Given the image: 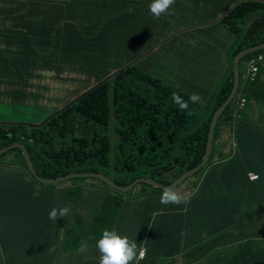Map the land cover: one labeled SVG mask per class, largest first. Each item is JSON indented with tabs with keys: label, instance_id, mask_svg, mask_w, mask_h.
<instances>
[{
	"label": "trees",
	"instance_id": "1",
	"mask_svg": "<svg viewBox=\"0 0 264 264\" xmlns=\"http://www.w3.org/2000/svg\"><path fill=\"white\" fill-rule=\"evenodd\" d=\"M8 1L11 6L7 12L3 11L2 29L8 32L10 38L18 41L19 46L25 48L24 54L16 56L18 63L22 58L24 60L19 65L20 73L10 70L8 82L12 92L15 90L17 97L23 102L16 104L15 100V103H9V108L13 105L20 106V115L15 116V124L9 123L14 121L7 118L0 123V149L15 143L24 145L36 174L45 179L84 172L103 173L118 186H127L140 177H151L162 185L171 184L203 161L214 115L234 86V58L242 50L264 44V7L253 1L240 3L222 20L220 25L227 30V40L238 48L227 58L218 60L213 53L212 38L209 36L212 33L207 26L201 25L206 30L190 26L195 21L187 15L182 19L174 6L171 14L162 15L158 20L151 16L148 9L144 10L142 16L128 17L119 24L81 23L76 20V29L72 24L57 19L55 24L60 26L53 37H45L47 31L51 33L54 25L53 22H48L51 29L39 25L35 32L37 40H34L33 14L23 4L16 7L19 0ZM81 1L79 0L83 3ZM84 3L90 7L94 5L91 0H85ZM249 8H252L250 12ZM257 12L262 18L245 27L244 22L252 16L248 14ZM17 15L20 17L17 18ZM72 18L79 19L66 15L65 20ZM6 22H9V29L5 27ZM79 27H82V33L78 30ZM66 35L69 37H65ZM1 37L5 43L11 42V39ZM124 45L131 46L133 51L127 54L123 51ZM167 47L181 50L174 61L168 58L169 55L162 56L161 51L167 52ZM16 48L18 50L17 46ZM42 49H45L46 55L40 61L39 69L32 62L34 57L40 58L39 51ZM48 51L55 61L61 54L70 55L64 64L66 71H54L53 79L59 86L66 84V81L83 82L82 87L81 84H74L75 89L67 93V103L63 102L59 110L46 107L47 103L54 100L53 96H46V86L36 87L35 82L32 84L33 80L41 79L42 72L51 62ZM34 52L36 55H33ZM261 54H264V50L245 57L243 64H240L241 90L238 95L243 93L249 109L247 104L241 119L234 122L233 108L230 105L220 117L215 130L213 151L219 145L226 148L229 138L234 139L235 147L231 146L229 152L221 151L220 154L214 155L212 152L206 166H211V169L187 207L193 202L202 207L209 206V193L212 189L220 188L223 184L242 185L248 181V173L257 170V164L261 166L258 171L260 187L257 191L264 196V135L256 131L257 128L264 129V125L257 124L252 118V85L246 84L242 89L246 66L252 58ZM157 63L168 64L170 67L174 63H181V67H185L180 69L181 81L178 86L173 84L176 76L171 74L165 79L159 74L160 71L154 69ZM33 70L38 71L37 77L33 76ZM78 92L80 95L74 100L70 98ZM172 93L180 95L185 101L191 94L197 93L203 102L190 104L191 115H188L187 111H180L179 106L173 103ZM41 113L44 114L43 117H40ZM28 114L37 119V122L25 125ZM237 124L239 131H235ZM111 136L116 139L115 145L110 142ZM176 146L179 149L172 160ZM8 154L10 160L6 180L3 177L8 185L7 198L5 182L0 188V233L6 225H14L16 222L24 223L26 232H29L31 224L37 226L25 237L33 241L34 258L40 259L37 264H51L52 257L57 253L52 251L54 245H49V239H52L51 227L49 236L44 240L38 221L50 223V226L54 224L55 229L64 226V231L73 233V239L67 243V247L72 248L73 242L76 243L74 247L79 249L81 240H84L90 253L104 230L111 231L115 228L116 231L117 225L125 226V216L129 213L149 220L158 213V206L163 205L160 203V196L164 191L144 183L138 184L133 190L140 191L139 194L152 191L154 196L151 195L148 202L142 200L134 205L129 201L133 190L117 191L120 194H115L108 190L109 186L104 181L94 177L67 179L52 185L43 184L30 174L19 149L9 150L0 155V159ZM147 166H154L155 172L144 171ZM206 167L196 176L203 174ZM89 179L97 183L87 182ZM63 182L70 184L62 186ZM75 184L79 185L72 187ZM245 193L248 200L253 201L257 197L247 190ZM155 197L158 199V206L153 203ZM228 203L227 200L226 205ZM86 205L98 211L95 214L90 212V217L85 222L89 221L87 228L77 229L75 225L84 219L77 211ZM62 207H70V215L59 217L55 223L50 221L49 211ZM187 207L182 206L179 211L181 213L165 216L180 218L182 212H185L188 219ZM257 207L261 217L256 229L260 231L264 227V201L257 203ZM228 216L229 211L224 206L217 212L219 224ZM109 218L112 219V225L104 222ZM156 218L154 225L158 227V232H153L155 226L153 231H149L147 226L143 227L136 241L138 244L145 242V236L154 245H158V241L163 242L168 225L162 222L161 215ZM213 220L214 216L209 215L208 221ZM207 227L206 223L205 228ZM73 228L77 230L72 231ZM202 228L203 224H199V229ZM179 235L186 239L185 246L189 250H193L199 240H205L202 237L204 234L190 229L188 222L181 227ZM208 242L202 245L206 250L209 249ZM183 243L181 241V244L176 243L166 248L164 253L175 254ZM247 245L253 257L250 264H264V234L257 238L253 247ZM96 250L98 252L97 248ZM142 263L158 264L153 254L147 255Z\"/></svg>",
	"mask_w": 264,
	"mask_h": 264
},
{
	"label": "crops",
	"instance_id": "2",
	"mask_svg": "<svg viewBox=\"0 0 264 264\" xmlns=\"http://www.w3.org/2000/svg\"><path fill=\"white\" fill-rule=\"evenodd\" d=\"M84 1L85 0H82L81 2L83 3H80L79 0H19L18 4H16V7H19L21 4H23L24 8L27 11H31L30 13L33 14L32 35L34 40H37L35 32L38 31V26L41 24L45 25L50 30L51 27L48 22L54 23L53 28L51 29V33L47 31V34L45 35V37L51 38L55 35L58 27L60 26L55 24L57 19H62L63 23L72 24L73 28L76 27V20L81 23L101 22L103 24H119L123 21H126L128 17L135 16L136 18L138 15L142 16L145 12L144 10H146L152 3V0H91L94 5L93 7H90V5L85 4ZM250 1H253L257 5H261L264 7V0H184L183 5H181V11H184L187 16H190L192 20L195 21L191 22L190 26H197L202 30H206V27L201 25L207 26L209 32L212 33L209 36H211L212 38L211 43L213 44V53L218 60L227 58L238 48V46H235L234 43L231 44L227 40V30L225 27L220 25L222 23V20L227 17L233 9L238 7L240 3ZM10 6V1L0 0V98L3 101L2 104H5V106L7 107V109L4 110L3 106L4 112L3 115H0V123H2L5 118L14 120L15 116L17 117L15 110L16 108L20 109V106L13 105L9 108L10 102L15 103V100L16 104H19V102H23L20 98L17 97L18 94L15 90H13L12 92L11 87L9 86L10 81L7 83L8 86L4 87L5 81L9 79L8 74L10 70H12V72H17V74L20 73L19 65L23 64L24 60L22 58L20 63H18L16 56H19V54H24L23 49H25L23 46H19L18 41H16L13 37L10 38V36L7 35V31H4L2 29V18L4 16L3 11L7 12ZM131 6H133L134 8L137 7L136 11H134L133 13L128 12L129 7ZM179 6L180 5L178 3L174 5V8H179ZM82 7L87 9V11L89 12L88 15H83V13L81 12ZM94 7L98 9L95 10L93 9ZM190 8H193L192 14L188 11V9L190 10ZM66 15L78 17L79 19L72 18L65 20ZM19 17L20 15H17V18ZM91 18L93 19V21H90ZM5 27L8 29L10 28L9 22L5 23ZM78 30L80 32L83 31L82 27H79ZM194 31L196 30L194 29ZM26 35L28 36V33H26ZM1 36L5 37L8 40L11 39V42L6 41L9 44L5 43V41L2 40ZM65 37L68 38L69 36L66 35ZM16 46L18 47V50ZM241 53L242 52H239L238 55ZM49 54L51 53L48 51L47 55ZM33 55H36V53L34 52ZM50 61L52 63L49 62L47 64L46 69H44L45 71H66L64 65L57 66L54 59H51ZM32 63L37 65V67L40 69L39 57L36 59L34 57ZM33 69H35L34 66ZM33 72V76L37 77L38 71L33 70ZM63 75H65V73H63ZM260 79L264 82V71L262 72ZM34 82L35 81L33 80L32 84H34ZM251 87L253 90V98H262L261 101L259 100V105L256 106L257 112H253L252 118L257 123H262L260 122V119H264V89H261L259 81L253 84ZM9 160L10 154L0 159V188H2L1 185H3L5 182L4 188L6 191V198L8 197V185L7 181L5 180L7 178ZM3 177L5 178V180H3ZM231 189L232 187H230L228 184H224V189L222 190V192L219 191V189H217L216 191H211L209 193L210 199L208 209L202 207V205L196 202H193L188 207V219L185 215V212H182L180 218L175 216H165L164 214H162V222L168 225V227L166 228L167 236L165 237L163 242L160 243V241H158L159 244L154 245L151 242V239L149 242L148 236H145V242L142 244H138V246L141 248L145 247L147 249L146 256L149 254L155 255L158 264H250L251 261H253V257L247 244H249L250 247L254 246L255 241L258 238V231L256 230L258 223L251 225L250 222H242L233 229L225 231L223 234L216 238H214L216 236V232L209 230V234H206V236L214 239H211L208 242V250L202 247V245L205 243V240L200 242L199 239V242L195 246V248L193 250H189L188 247L185 246L186 239L183 238L182 241L184 242V245L182 246V248L180 246L175 254L166 255L164 253L166 248H169L176 243L181 244V235H179V232L181 230V227H183L186 222H188L189 228L196 232V230L192 226V219L194 214H197L199 212L204 213L211 209L214 220L210 223L214 228H218L220 224L217 217V212H219L225 206V209L229 211V216L226 220L221 221V226L223 228L227 227L230 224V216L233 212L234 204L236 202H240L243 198H246L245 191H231ZM247 191L251 195H256L257 197L260 196L258 191ZM1 198L2 195H0V199ZM260 198L264 201L263 195H261ZM227 200L229 201V203L226 205ZM254 204L256 205L255 202ZM5 209H7V206H5ZM0 210H2L1 206ZM77 212L81 214L85 220H88L90 215L89 208H81ZM131 213L125 216V226L117 225L116 232L118 235L127 236L129 239L137 241L140 237L139 232L143 227L147 226L149 221L143 216ZM209 215L202 217L201 221L207 222L209 219ZM260 217L261 215H259L258 218L260 219ZM38 223L40 225L39 227L42 230V237L44 240L47 239V236H49L48 231L51 227L50 236L52 239H49V245H54L55 248L52 249V251L57 252L52 257L51 264H99L100 253L99 251L96 252V247L94 250L91 249V252L88 253V246L87 251L81 253L79 252V249H76L74 247L76 243L72 242V249L68 252L63 253L62 248L56 249V247L57 245L63 246V241L65 240L68 242L72 241L73 233L67 230L64 231V226H59L57 229H55L54 224L50 226V223H46L43 221H38ZM40 223H43V225H41ZM88 225L89 221L86 224L85 222H81L75 225V227L77 229H79L80 227L83 229L84 227L87 228ZM155 227L158 229L157 226ZM25 228L26 226L24 225V223L18 224V222L14 223V225H6V227L3 228V231H1L0 233V264H37V262H39V258H34L35 247L32 239L30 238L28 240L25 238L26 235L29 234V232L31 233L33 231V228L38 227L31 224L28 229L29 232H26ZM74 228L71 230L76 231L77 229L75 230ZM159 230L161 231V229ZM239 237H241V239ZM245 238H250V240L243 241V239ZM59 239L60 241H58ZM192 251L195 252L192 253ZM138 264L143 263L141 261Z\"/></svg>",
	"mask_w": 264,
	"mask_h": 264
},
{
	"label": "clouds",
	"instance_id": "3",
	"mask_svg": "<svg viewBox=\"0 0 264 264\" xmlns=\"http://www.w3.org/2000/svg\"><path fill=\"white\" fill-rule=\"evenodd\" d=\"M176 4H178L177 0H152V3L148 6V10H149V13L151 14V16L154 19L158 20V19H160V17L162 15L171 14V10L173 9V6ZM255 16L257 17V20H260L262 18V16L259 14L255 15ZM252 19H254V18H252ZM200 44H201V42H200ZM262 45H264V44H262ZM259 46H261V45H259ZM255 47H258V46H255ZM255 47H253V48H255ZM245 50H247V49H245ZM176 51L178 54L181 53V50H176ZM242 51H244V50H242ZM242 51H240V52H242ZM260 51H263V50H260ZM260 51H258V52H260ZM235 58H234V60H235ZM260 58L262 59V61L257 64L258 72H256L254 75L250 74L249 63L251 61H258ZM243 59H241V61L239 62V66H238L239 87L237 88V93L234 96L231 103L227 106V108H228L233 102L236 103V106L233 108V111H232V117L234 118V122L241 119L242 114L246 111L247 104H248L247 100L243 96V93L241 95H238V91L241 90L240 64H243L242 63ZM251 61L246 66V72L244 75V82H243L242 89L245 88L246 84L251 86V85L257 83L258 81H259V84L261 86V89H264V82L260 79V76H261L262 72L264 71V54H261L257 58H252ZM233 64H234V62H233ZM183 68H185V67H181V69H183ZM234 75H235V70H234ZM234 81H235V76H234ZM233 88H234V86H233ZM232 92H233V89L231 91V94H232ZM231 94H230V96H231ZM171 99L175 105L179 106L180 111H187L188 115H191V111H189V105L190 104H198V103L203 102L202 98L197 93L191 94L188 97L187 101H185L180 95H178L176 93H172ZM253 100H254V104L250 105V108H254V112H257L256 106L259 105V102L262 100V98H260V99H259V97H258V99L253 98ZM226 109H225V111H226ZM248 109H249V104H248ZM257 124L264 125V120L262 123H257ZM214 137H215V134H214ZM213 145H214V140H213ZM231 146L235 147V141H234V139L229 138L228 143H227V147L225 148L227 152L230 151ZM178 149H179V146H176V148H174V150H173L174 155L171 158L172 160L175 159L174 157L176 156V154H177L176 152L178 151ZM214 149H215V147H214ZM212 152H213V146H212L211 155H212ZM210 158H211V156H210ZM210 158H209V160H210ZM209 160H208V162H209ZM208 162L200 170L205 168L207 166ZM257 165H259V164H257ZM195 168H193V169H195ZM193 169H191V170H193ZM210 169H211V166L206 167L203 174L196 176V174L200 171V170H198L196 173L192 174L191 176H189L188 178H186L184 180V181H186V183L183 184V182H184L183 181L179 185H177L175 188L167 189L165 191L158 188V187L151 185L148 182H144V181L138 182L133 186V188L130 191H132L140 183H144V184L150 185L154 188H157V189L164 191L163 194L160 196V203L163 205L158 206V204H157L158 199H156V197H155V201L153 202L155 205H157L159 207V211H158V213L154 214V216H152L148 220L149 223L147 224V227L149 228V231L150 230L153 231V226H155L154 221L156 220V216L162 215V214L166 215V214L181 213V212H179V211H181V208H178V207H181V204H182V206L187 207V205L191 202L192 197L197 193L198 189L202 187V185L204 183V182L202 183V180L206 178V174L209 172ZM155 170H156V168L154 166H147V167H145L144 171L154 173ZM191 170H188V171H191ZM188 171H186V172H188ZM258 171H259V169L248 173V181L249 182L248 181L243 182L245 180H242V182H243L242 185H239V184L229 185L228 184L230 187H232L231 191H233V190L257 191L258 188L260 187L258 185V181L260 180V175H259ZM186 172H184V173H186ZM78 173H84V172H78ZM180 177H178L176 180H178ZM86 178H89V177H86ZM140 178H143L144 180H150V179L154 180L151 177H140ZM154 181L159 183L156 180H154ZM174 182H172V183H174ZM159 184L162 185L161 183H159ZM171 184H169V185H171ZM77 185H79V184H75L72 187L77 186ZM169 185H162V186H169ZM122 187H125V186H122ZM217 189H219V191L222 192V190L224 189V184L220 188L217 187L215 189H212L211 191H216ZM133 191H134V193H132L131 195L141 196L143 198V200H145V202H148L149 198L151 199V197H150L151 195L154 196V192H152V191H148L146 194H139L140 191H137V190H133ZM127 192H129V191H127ZM260 196L256 197V199H254L253 201L247 200L246 198H243L240 202H236L234 204L233 212L230 216V224L225 228H223L221 226V224H220V226H218V228H214L209 221H207V222L201 221L202 217L208 216L209 214L213 215V213L211 212V209L209 211L204 212V213L199 212L197 214H194L193 219H192V226L196 231H199V232L203 233L204 235H206V234H209V231L205 232V224L207 223L208 228L210 230L216 232V236L214 237V238H216V237L220 236L221 234H223L225 231L233 229L234 227H236L237 225H239L242 222H250V224L253 225L259 221L258 217H259V215H261V213L258 212V207H257V203H262V201H263L260 198ZM235 200H236V198H235ZM254 202L256 203V205L254 204ZM188 207H187V210H188ZM204 207L208 209L209 206H204ZM185 211H186V209H185ZM67 215H70V207L52 208L48 213V219L50 221H52L53 223H55V221L59 217H64ZM199 224H203L202 229H199ZM153 232L157 233L158 229L155 227ZM258 233H259V231H258ZM182 237H181V241L183 239ZM214 238H211V239H214ZM95 247L98 249V251L100 253L99 264H138L139 262H141L146 257V254H147V249L145 247L144 248L139 247L136 240L129 239L127 236L118 235L114 229L111 231L110 230H104L101 238L96 242ZM87 249H88L87 242L81 241L79 251L81 253H84L87 251Z\"/></svg>",
	"mask_w": 264,
	"mask_h": 264
},
{
	"label": "rangeland",
	"instance_id": "4",
	"mask_svg": "<svg viewBox=\"0 0 264 264\" xmlns=\"http://www.w3.org/2000/svg\"><path fill=\"white\" fill-rule=\"evenodd\" d=\"M65 1H72V0H65ZM184 0H178L177 3H179V8H177L179 14H180V17L183 19V18H186V14L184 13V11L182 12L181 11V5H183V2ZM135 9V10H134ZM137 7L134 8L133 6L129 7L128 9V12L130 13H133L134 11H136ZM148 9V8H147ZM146 9V10H147ZM183 9V8H182ZM184 10V9H183ZM252 10V8H249L248 9V12H250ZM188 11L192 14L193 12V8H190V10L188 9ZM81 12L83 13V15H88L89 12L87 11L86 8H81ZM259 14L258 12L257 13H253V14H248L249 17L244 23H245V27H249L250 25H252V23H254L256 20H257V17L255 15ZM254 18V19H252ZM90 21H93V19L91 18ZM245 30H243L244 32ZM128 44V43H127ZM33 50H36L35 48ZM123 51L126 52L127 54L131 53L133 51V48L131 46H127V45H124L123 47ZM40 53V61L42 59H44L45 57V49H42L39 51ZM161 54L163 57L165 56H168L169 59L173 60L175 59V56H179L177 51L172 49V48H169L167 47V52H162L161 51ZM49 59H53V55L52 54H49L48 56ZM70 58V55L68 54H61L58 56V60L56 61V65H61L63 66L65 64V62ZM155 70L157 71H160V75L163 76V78L166 79V77H170V75L172 74L173 76H176V79L173 81V84L178 86V84L180 83L181 81V72H180V69H181V63H174L173 67H170L168 64H164V63H157L154 67ZM55 73L54 72H50V71H43L42 72V75H41V79H38L37 81H35V86L36 87H40V86H46L45 87V91H46V96L47 97H50V96H53L54 97V100L50 103H47L46 104V107L48 108H54L55 110H59L62 106V103L63 102H66L68 101L67 99V96L68 94L67 93H71L74 89H75V85H80L81 84V87H82V80L78 81V82H70V81H66V84L62 85V86H59L57 84V82L53 79ZM11 77V76H10ZM10 77L9 79H7L5 81V84H4V87H7V83L8 81L10 80ZM79 78H80V75H79ZM231 94V92H230ZM80 95V92L78 93H74L70 98H72L73 100L78 96ZM69 98V99H70ZM230 99V95L228 96L227 100L224 102L226 103L227 101H229ZM3 101L1 100L0 98V115H3V106L5 108V104H2ZM232 108H234L236 106V103L233 102L232 104ZM16 114L20 115V109L19 108H16L15 110ZM44 112V111H43ZM51 111H49L48 114H50ZM44 114L41 113L40 114V117H43ZM264 119H260V122H263ZM14 122H9V123H12V124H15V118L13 120ZM37 122V119H35L33 116L29 115L28 114V117H27V120L26 122H24L25 125L29 124V123H35ZM235 131H239V126L238 124L236 125L235 127ZM257 133L258 134H262L264 135V129L263 128H257ZM115 138H113V136H111V139H110V142L112 145H115ZM227 152L225 147L224 146H221L219 145L217 148L214 149L213 151V154H220V152ZM206 153H207V148H206ZM257 168L256 169H260V166L259 165H255ZM87 182H95L97 183V181L95 180H87ZM63 185L62 186H66V185H69L70 182H63L62 183ZM108 190L112 193H115V194H120L119 192L111 189L110 187H107ZM136 194V193H135ZM182 195V194H181ZM143 200V198L141 196H135V195H131L130 198H129V201L132 205L134 204H137L139 202H141ZM85 208H89L90 212H93V214H95L98 209H93L91 206H88L86 205ZM65 217V216H64ZM63 217V218H64ZM90 217V215H89ZM82 222H86L85 219H81ZM104 222H106L107 224L109 225H112V219L109 218V219H106L104 220ZM210 229L207 227L205 228V232H208ZM264 234V227L259 231L258 233V236L257 237H262ZM202 237H204L203 239H205V242L206 241H210L211 240V237H207L206 235H203ZM62 239V238H61ZM250 240V238H245L243 239V241H248ZM60 241V239L58 240ZM67 243L68 241H63V246H60V245H57V247L60 249L62 248V252L65 253V252H68L70 251L72 248L71 247H67ZM210 252H213V251H210ZM252 254V253H251Z\"/></svg>",
	"mask_w": 264,
	"mask_h": 264
},
{
	"label": "water",
	"instance_id": "5",
	"mask_svg": "<svg viewBox=\"0 0 264 264\" xmlns=\"http://www.w3.org/2000/svg\"><path fill=\"white\" fill-rule=\"evenodd\" d=\"M260 50H264V45L244 50V51H242L241 54H239L235 58V60H234L235 81H234L233 92H232V94L230 96L229 101H227L214 115V118L212 120V124H211V127H210L209 139H208V142H207V153L205 154V157H204L202 163L200 165H198L195 169L184 173L178 180H176L174 183H172L169 186H162V185H160L159 183L155 182L152 179L144 180L143 178H139L134 183H132V184H130L128 186L122 187V186L116 185L108 176H106L103 173H71V174H67V175H63V176L57 177L55 179H45V178H41L40 176H38L36 174V172L34 170L33 162H32V160L30 158L29 153L27 152L26 148L24 147V145H22L20 143H16V144H12V145L6 146V147L0 149V155L8 152L11 149H15V148L19 149L22 152L23 159H24V161H25V163L27 165V168H28L30 174L38 182L43 183V184H48V185L57 184V183H60L61 181H64V180H67V179H72V178L94 177V178H98V179L104 181L107 185H109L113 189H116L117 191H120V192L130 191L136 183L142 182V181L148 182L151 185H153L155 187H158V188H160V189H162L164 191L167 190V189H173L177 185H179L181 182H183L186 178H188L189 176H191L192 174H194L198 170H200L202 167H204L206 165V163L208 162V160H209V158L211 156L213 140H214V134H215V130H216L218 121H219L220 117L222 116V114L224 113V111L227 108V106L233 100L234 96L237 93V88L239 87V71H238L239 62L244 57H246L248 55H251V54H254V53H257Z\"/></svg>",
	"mask_w": 264,
	"mask_h": 264
},
{
	"label": "built area",
	"instance_id": "6",
	"mask_svg": "<svg viewBox=\"0 0 264 264\" xmlns=\"http://www.w3.org/2000/svg\"><path fill=\"white\" fill-rule=\"evenodd\" d=\"M262 61V59L260 58L258 61H251L250 63H249V66H250V69H249V71H250V74H255L256 72H258V67H257V64L259 63V62H261Z\"/></svg>",
	"mask_w": 264,
	"mask_h": 264
}]
</instances>
